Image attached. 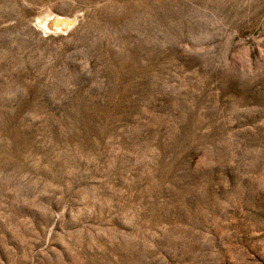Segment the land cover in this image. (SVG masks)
<instances>
[{
	"label": "rangeland",
	"instance_id": "1",
	"mask_svg": "<svg viewBox=\"0 0 264 264\" xmlns=\"http://www.w3.org/2000/svg\"><path fill=\"white\" fill-rule=\"evenodd\" d=\"M0 264H264V0H0Z\"/></svg>",
	"mask_w": 264,
	"mask_h": 264
},
{
	"label": "bare ground",
	"instance_id": "2",
	"mask_svg": "<svg viewBox=\"0 0 264 264\" xmlns=\"http://www.w3.org/2000/svg\"><path fill=\"white\" fill-rule=\"evenodd\" d=\"M59 20H60V22H61V24L63 23H68V21H67V19L66 18H64V17H61V18H59Z\"/></svg>",
	"mask_w": 264,
	"mask_h": 264
}]
</instances>
